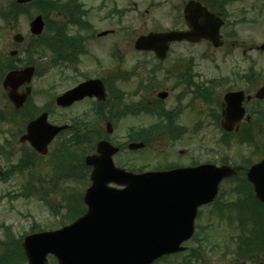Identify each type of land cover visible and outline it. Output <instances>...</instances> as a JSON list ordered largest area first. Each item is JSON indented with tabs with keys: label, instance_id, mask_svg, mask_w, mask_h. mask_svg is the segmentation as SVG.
Masks as SVG:
<instances>
[{
	"label": "rangeland",
	"instance_id": "rangeland-1",
	"mask_svg": "<svg viewBox=\"0 0 264 264\" xmlns=\"http://www.w3.org/2000/svg\"><path fill=\"white\" fill-rule=\"evenodd\" d=\"M80 1L89 10V14L88 17L80 15L78 19L87 18L92 25L89 28L81 29V32L87 36V52L81 56V60L77 64V83L84 80L85 75L105 77L120 71H128V74L133 73L132 60L135 56L144 58L143 54L134 52L135 39L142 33L151 30H164L179 24L178 11L187 0ZM251 3H257V1L244 0L234 2L231 5L232 20L243 14L257 20V26L247 24L237 26L239 47H232V39H228L218 51H214L205 42L196 45L193 49H189L187 44H176L175 46V52L179 54L187 53L188 50L194 52L197 60L193 65L196 80L222 79V83L214 89L217 92V98L223 97L224 92L229 89H246L249 86L245 80L241 79L244 78L243 73L247 71L249 62H253L257 70V79L252 87L253 91L264 84V50L257 47L264 42V13L262 15L250 14ZM115 9L124 11L112 12ZM77 11L80 13L79 9ZM38 13H40L39 6L35 5L28 8L16 24H4L0 20V60L2 63L7 62L5 56L14 48V34L21 32L27 38L30 34V17ZM54 17L52 14L51 18ZM105 29H112L114 32L102 37L92 36L94 32ZM76 31L77 27L74 24L69 25L65 31L63 52L70 55L69 60H62V63L58 62L55 54L42 45H39V49L29 55L21 53L17 62L11 60L18 66H24L29 61L36 62L38 66L37 74L31 82L32 97L35 103L30 106V111L18 110L15 112L0 80V253L5 251L8 242L21 235H26L33 228L47 230L62 226L63 214L67 210V200L77 197L76 193L84 191L85 187L88 186L89 182L81 185L64 179L63 185L52 188L50 180L51 177L56 176L54 169L51 168L52 156L35 157L33 166L30 165L23 170H7L13 163H18L22 158V152L28 149L29 144L27 142L21 143L19 141V134L24 131L27 122L37 115L44 106H50L49 119L52 122H70L77 116H84L86 112L92 116V100H82L69 108H62L51 102L52 98L76 83L74 69L75 39L71 38ZM47 32L50 35L48 30ZM25 45L26 41L22 42L19 48L22 49ZM113 46H119L121 52L126 55L125 64L118 63L114 59L115 57L111 56ZM251 46H253L252 49H250ZM212 55L215 59H211ZM177 57L178 54H174L165 65L176 67V62L173 59ZM208 57L210 58L208 59ZM170 84L171 81L162 82L161 86L164 88ZM135 85L136 79L129 80L126 84V90L133 91ZM137 100L138 97L126 99L127 103H133ZM170 101L171 97L168 96L166 102L170 103ZM196 106L203 108L205 103L201 100ZM25 113L32 114L25 116ZM186 115L190 118L194 116L190 123L193 121L194 124L197 123L195 114L187 113ZM165 118L166 116L156 118L136 112L122 119H112L111 116L105 114L103 117L98 116L93 123H90V128H96L99 135H106L114 143L124 146L121 143L128 141L130 131L139 130V134L136 136L137 140H134L139 141L140 134L145 131L141 129L142 127H147L151 123ZM91 119H95V117ZM107 119L111 120L114 126L113 133L109 135L106 133L105 126ZM164 123L161 122L159 123L160 127L150 130L148 146L137 150L124 147L114 156L115 163L117 165L124 163L127 168L144 166V169H155L158 166L164 167L178 162L188 163L195 159L213 158L215 163L224 161L230 165H241L246 168L250 166L248 160L257 162L264 154V127L257 129V148L255 149V146L249 147L245 144L236 143L235 139L231 140L228 145H220L215 140L218 131L209 126L202 128L194 125L196 129L194 134L182 137L179 141L169 140L164 131L159 130L164 128L161 127ZM161 134L164 135V138L161 137ZM95 137L96 135L92 136V139ZM86 148V153H93L95 141L91 140L90 145H86ZM180 148L186 149L183 155L178 154ZM27 160L24 159L22 162ZM55 171L57 173L58 169ZM61 177L63 178V176ZM234 185L235 182L231 180H225L221 183L222 203L227 205L236 196L231 195ZM222 203H219L220 210L217 215L210 212L209 206L201 209L202 214L198 219V227L204 236V241L200 250L201 256L195 259L193 264H264V251L257 257L254 255L252 259H247L245 256L236 253L240 232L235 222L237 221L236 216L238 219V213L235 209H231L230 212L226 205H221ZM261 230H264V221ZM202 234L199 236L200 239H202ZM259 238L263 239V236H259ZM185 244L189 247H198L197 240L191 239ZM181 258L180 256L171 257L168 261L164 260L157 264H180ZM16 264H27V261ZM48 264H57V262L49 256Z\"/></svg>",
	"mask_w": 264,
	"mask_h": 264
},
{
	"label": "water",
	"instance_id": "water-1",
	"mask_svg": "<svg viewBox=\"0 0 264 264\" xmlns=\"http://www.w3.org/2000/svg\"><path fill=\"white\" fill-rule=\"evenodd\" d=\"M185 16L192 30L142 35L136 40L137 48L155 49L162 54L170 41L184 38L197 41L203 37L216 46L221 44L218 41L221 20L207 8L190 1ZM43 28V17L38 15L31 22V31L40 34ZM15 39L21 41L23 37L17 34ZM34 73V67H26L11 71L5 78L4 85L11 88L9 97L17 108L23 105L31 87L21 94L17 89L29 83ZM87 95L106 97L101 80L83 82L58 96L57 102L69 106ZM160 96L165 97V93ZM243 96V91H230L225 96L223 126L227 130L245 114ZM257 97L264 98V86ZM47 118L48 113L44 112L32 120L21 137L41 153H46L52 138L67 127L50 124ZM112 130L109 123L108 131ZM142 146L143 143L130 144V148ZM118 150L107 140L98 142L99 154L86 158V163L94 168L92 184L84 195L87 212L62 229L25 236L23 247L28 264H46L48 253L57 256L59 264H150L164 254L184 250L181 243L194 232L198 206L211 202L218 194L221 180L237 172L228 165L208 163L135 174L115 167L112 155ZM247 178L253 184L256 198L264 202V158L250 167ZM109 182L124 188L112 187Z\"/></svg>",
	"mask_w": 264,
	"mask_h": 264
},
{
	"label": "flooded vegetation",
	"instance_id": "flooded-vegetation-1",
	"mask_svg": "<svg viewBox=\"0 0 264 264\" xmlns=\"http://www.w3.org/2000/svg\"><path fill=\"white\" fill-rule=\"evenodd\" d=\"M188 1L189 0H187L183 4V7L179 9V15L177 16L179 24L172 26L173 29L188 28L184 20V8ZM199 1H202L205 5L207 3L209 9H213L215 13L223 19L224 23L220 29L223 39L222 46L215 47L211 41L206 39H202L198 42H191L188 40L177 41L170 45V48L167 52V57L165 59L159 58L154 51H141L135 49V53L144 55V58H137L135 56V58L132 60L133 65H135L134 68L136 67V73L131 76H127L125 71L111 73L105 76L104 82L109 96L111 97V101L118 98L120 95H123V98L125 100L132 97H138V100L136 102H133V104H137L136 108L143 109L142 113H145L146 107L153 111H159V109L162 107L169 108L170 113L165 118L166 125L164 129L171 136L170 140L179 141L182 137L194 134V130H196L195 127L201 126L202 128H205L209 126L218 131L217 137L215 138L217 143L225 146L226 132L222 129V124L225 119V92L223 94V97L217 98V92L214 90L222 83V79L218 78L217 81L215 79H212L210 82L198 79L196 80L193 71V65H195L197 60L195 58L196 56L194 52L188 50L187 53L179 54L178 52H175V46L176 44H187L189 49H193V47H195L196 45L205 42L209 47H212L214 51H218L225 45L228 39H232L231 45L232 47L236 48L239 47V41L237 39L239 36V30L237 26L241 24L254 26L256 25L257 20L254 18H249L247 14H243L233 20L231 19V5L234 2H241L244 0ZM251 1H257V3L250 4V14L256 13L257 15H262L264 13V0H250V2ZM123 11L124 10L122 9L116 10V12ZM112 12H114V10ZM102 31H109V29H105ZM113 32H109L102 36H107ZM75 34L74 69L76 79L75 85H77V56L80 61V55L82 53L80 47L81 43H77V31L75 32ZM261 44H264V42ZM16 45L17 44L14 43V46ZM260 45H258L257 47L259 48ZM252 48L253 46L250 47V49ZM230 50H233V48H230ZM86 52H84L83 55ZM174 54H178V57L173 59L176 62L177 66L175 67L174 65H165L166 62L171 60ZM114 55H116L120 59L117 60V62L120 64H125V62L127 61L126 55L121 52V48L119 46H113L111 56L114 58ZM209 58L210 57H208V59ZM211 59H215V57L212 55ZM128 61H130L129 58ZM1 64L2 62L0 60V65ZM16 65V63L8 61L6 67ZM246 69L249 70V73L246 74V77L245 74H243L244 78L241 79L245 80L249 84V86H247V88L245 89V92L247 95L251 94L252 98L245 99L244 105L246 107L247 114H249L251 117L253 115L255 119L258 109L257 106L262 107V105L257 102L256 98L254 97L256 88L254 91L252 89L254 80L256 79V65L253 62H249V66H247ZM161 77L162 79H160ZM1 78L2 72L0 68V79ZM131 79H136V85L135 90L129 92L126 90V84ZM170 81V86H165L164 88L161 86L162 82ZM162 90L169 91L168 96L171 97L170 103H167L166 99L162 100L158 97V93ZM201 100L205 103V106L203 108L196 106V104ZM187 113H193L197 116L196 124H194V121L190 123V120H192L194 116H191L190 118L188 115H186ZM250 121L244 119L239 122V124L236 126L237 130L235 132L237 133V135L235 136V141L236 143L245 144L249 147H257V129H262L264 125L257 123L256 120L252 122ZM161 137L164 138V135L161 134ZM203 159L207 161V159L209 158ZM192 161L194 160H191L188 163H184L182 165L192 164ZM238 168H242V166H238ZM199 216L200 214H198L197 219L199 218Z\"/></svg>",
	"mask_w": 264,
	"mask_h": 264
},
{
	"label": "trees",
	"instance_id": "trees-1",
	"mask_svg": "<svg viewBox=\"0 0 264 264\" xmlns=\"http://www.w3.org/2000/svg\"><path fill=\"white\" fill-rule=\"evenodd\" d=\"M32 5L39 6V12L45 16L49 15V12L64 11L68 13V18L71 22H74L75 15L74 11L77 9L75 0H35L26 4H18L15 1H8V8L6 10L13 16V20H17L19 15L27 11ZM3 19L6 20L5 15H2ZM62 27L55 28V38L62 37ZM50 45V46H49ZM49 49L55 54L56 59L69 60L70 55L63 52V49L53 47L49 44ZM24 109V108H23ZM30 111V106L24 109ZM32 113H25V116H31ZM104 116V112H101V117ZM257 118L260 120L264 118V108L257 111ZM90 126L82 124L78 127L77 124L71 129V136L62 140L54 149L52 154L53 164L52 167L58 169L56 176L51 177L50 183L52 188L54 186H61L64 183V179L68 181L86 182L88 181L89 167L84 163V156L86 154V145H90L92 137L90 136ZM146 139L145 137H143ZM147 140V139H146ZM89 147V146H88ZM30 164L27 162H20L18 165H13L14 171L23 170ZM31 166L33 163L31 162ZM63 176V178L61 177ZM235 181V185L232 188L231 195H236L231 202L227 205H235V210L240 211L239 225L244 231L243 237L238 240L237 254L251 258L254 255L264 251V231L261 230V224L264 221V204L259 202L253 193L252 185L241 176H236L232 179ZM53 193V191H51ZM75 198L67 200L66 212L63 214L64 220L62 223L74 220L79 213L83 211L84 202L82 198V192H77ZM222 193L217 199L216 203H222ZM221 205H226L222 203ZM233 208V206L231 207ZM246 209L248 213L242 214V210ZM247 224V225H245ZM263 236V239L259 238ZM5 251L0 253V264H16L22 263L26 260L23 249L21 246V240L14 238L8 244H6ZM197 256V254H195ZM257 256V255H256ZM193 258V257H192ZM186 257L183 264H190L191 259Z\"/></svg>",
	"mask_w": 264,
	"mask_h": 264
}]
</instances>
